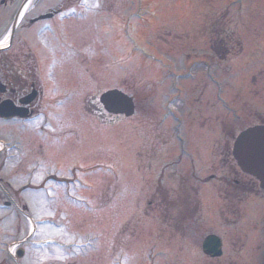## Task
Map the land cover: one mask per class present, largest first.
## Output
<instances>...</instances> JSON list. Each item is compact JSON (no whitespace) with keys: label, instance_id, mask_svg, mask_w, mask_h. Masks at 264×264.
<instances>
[{"label":"rangeland","instance_id":"obj_1","mask_svg":"<svg viewBox=\"0 0 264 264\" xmlns=\"http://www.w3.org/2000/svg\"><path fill=\"white\" fill-rule=\"evenodd\" d=\"M87 4L89 21L71 31L79 47L73 56L79 65L73 106L79 114L67 118L62 108L57 118L63 131L57 137L37 134L35 127L24 132L0 126V140L20 138L23 147L21 161L14 160L0 174V192L8 191L14 202L9 210L0 208V261L264 264V194L231 156L237 133L264 119V0ZM220 29L237 49L243 48L240 55L232 50L228 56L234 66L212 57L211 40ZM197 60L208 69L189 63ZM86 62L92 65L85 72L81 65ZM170 68L176 79L181 75L175 81L179 93L168 88L171 80L164 74ZM154 70L160 72L158 82L150 77ZM217 80L223 105L217 101ZM69 84L64 78L62 85ZM112 88L134 96V114L105 124L95 117L88 120L82 110L85 99ZM172 93L182 102H167L169 115L163 106ZM49 175L69 181V188L57 187L61 196L56 201H47L43 191L12 192L25 182L39 185ZM177 178L180 187L183 181L187 186L188 206L198 207L191 218L178 211L170 218L156 210L157 199L164 208L168 205L162 194L170 200L182 195L175 189ZM157 185L162 194L155 191ZM68 195L78 202L67 203ZM26 201L30 210L24 211ZM145 201L153 206L147 208ZM38 219L55 222V228L34 225L37 234L27 237ZM209 234L224 241L220 258L202 256L199 245ZM40 239L53 242L35 249L33 240ZM12 244L22 246V259L9 255ZM71 244L78 246L70 249Z\"/></svg>","mask_w":264,"mask_h":264},{"label":"flooded vegetation","instance_id":"obj_2","mask_svg":"<svg viewBox=\"0 0 264 264\" xmlns=\"http://www.w3.org/2000/svg\"><path fill=\"white\" fill-rule=\"evenodd\" d=\"M80 4L81 0H0V126L10 130L16 126L24 132L35 127L33 130L39 134L57 137L58 132L63 131L58 129L60 121L57 118L59 113L62 116V108L67 110V118L73 119L79 114L78 108L73 106L79 67L73 56L78 55L79 47L76 34L72 32L75 25L89 21V16L80 15L83 11ZM211 41L210 51L217 62L232 63L233 57H228L231 51L238 50L236 54L243 52V48L237 49L235 43L229 40L227 32L221 29ZM81 67H84L85 72L90 71L88 63ZM64 78L69 85H62ZM215 84L218 93L221 82L217 80ZM62 87H65L64 91ZM219 98L217 94V101ZM94 100L89 103L97 112L87 114L88 120L90 116H96L111 121L112 115L106 113L99 104L95 106ZM221 103L220 100L218 104ZM258 124L264 125V119ZM13 140L15 138L6 140L7 143L0 147V173L14 160L21 161L20 156H13ZM226 146H229V142ZM234 183L237 184V181ZM223 184L228 186L230 183L225 180ZM175 189L179 192L183 190L182 195L170 200L169 194V198L164 197L156 186L155 191H159L168 204L164 208L161 199H157L156 210L166 217L173 216L174 211L185 218L195 216L197 205L189 207L188 200H185L187 186L180 187L179 181ZM257 190L264 194V191ZM7 192H0V201L3 206L10 207L14 202ZM12 192L16 194L17 191L13 189ZM145 203L147 208L153 206L152 201ZM176 205L181 207L176 209Z\"/></svg>","mask_w":264,"mask_h":264},{"label":"water","instance_id":"obj_3","mask_svg":"<svg viewBox=\"0 0 264 264\" xmlns=\"http://www.w3.org/2000/svg\"><path fill=\"white\" fill-rule=\"evenodd\" d=\"M102 100L114 113H124L126 116L133 113L131 100L116 91L105 93ZM233 155L241 170L257 178L264 188V128L255 127L242 132L234 144ZM203 251L211 256L220 254L213 238L203 243Z\"/></svg>","mask_w":264,"mask_h":264},{"label":"bare ground","instance_id":"obj_4","mask_svg":"<svg viewBox=\"0 0 264 264\" xmlns=\"http://www.w3.org/2000/svg\"><path fill=\"white\" fill-rule=\"evenodd\" d=\"M153 78H154V79L157 78L156 74H153ZM103 138H107V139H108V136H105V137H103Z\"/></svg>","mask_w":264,"mask_h":264}]
</instances>
